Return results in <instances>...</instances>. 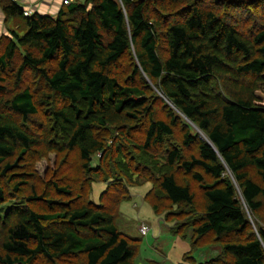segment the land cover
Masks as SVG:
<instances>
[{
    "label": "trees",
    "instance_id": "obj_1",
    "mask_svg": "<svg viewBox=\"0 0 264 264\" xmlns=\"http://www.w3.org/2000/svg\"><path fill=\"white\" fill-rule=\"evenodd\" d=\"M6 1V17L24 19L26 33H14L0 55V94L5 93L4 75L23 50L19 78L28 72L38 75L62 101L50 117L51 148L79 150L84 169L91 171L97 154L110 155L104 141L96 137V129L139 121L148 114L144 142L137 146L138 162L157 177L155 188L153 181L144 182L152 184L146 197L154 194L155 200H150L156 213V202L164 198L173 205H195V192L177 182L174 170L179 165L204 191L206 203L196 234L238 237L223 247L230 264H264V227L248 233L251 224L245 212V207L252 212L264 207V186L248 174L249 169L256 170L264 184V30L251 42L205 8H193L182 20L164 27L148 17L142 0H87L84 4L71 0L56 17L39 13L26 17L21 5ZM162 49L165 58L160 55ZM132 50L135 73L155 82L173 106L170 123L153 118L145 90L124 86L111 75V69ZM52 63L54 71L46 68ZM248 78L253 79V88L246 86ZM2 108L25 122L39 109L30 88L4 104L0 101V167L20 150L17 161L4 166L6 174L39 141ZM176 111L191 124L183 145L196 144L199 154L187 159L176 148L165 158L156 157L152 149L174 136L180 118ZM192 125L207 140L198 133L192 135ZM115 164L132 181L133 172L120 147ZM205 176L212 182L205 183ZM57 190L72 195L66 188ZM129 198L116 200L115 206ZM7 201L0 186V208ZM71 204H63L68 209L55 214L17 206L7 216L0 215V232L6 234L0 264H59L76 256H84L85 264H132L139 239L119 230V213L113 215L101 205L71 208ZM171 232L182 234L174 228Z\"/></svg>",
    "mask_w": 264,
    "mask_h": 264
},
{
    "label": "rangeland",
    "instance_id": "obj_2",
    "mask_svg": "<svg viewBox=\"0 0 264 264\" xmlns=\"http://www.w3.org/2000/svg\"><path fill=\"white\" fill-rule=\"evenodd\" d=\"M61 1L60 12L66 11L64 0ZM86 1L74 0L75 3L81 4ZM142 1L146 2L148 17L164 27L182 20L183 16L193 8H205L235 26L251 42L259 32L264 30V0ZM6 3V0H0V17L2 19H4L3 7ZM51 16L56 17L57 14H51ZM14 20L11 18L8 22L9 28L11 27L10 31L4 35L0 34V55L3 53L8 39L12 38L14 33L22 36L26 33L24 19L17 18L16 23ZM23 54L24 52L21 50L13 69H9L4 75L7 81L2 84L5 86V93L0 94V101L4 104L22 89L30 88L35 96L39 113L25 122L11 111L3 108L1 110L11 115L39 143L32 147L25 157L18 160L13 170L5 174L4 166L7 163L13 165L19 158L20 150L8 159L4 166L0 167V186L3 187L8 197L7 203L0 208V215L7 216L10 210L17 206H29L42 214H55L67 210L68 207L63 204L71 201V208L101 205L113 215L119 213L116 224L122 233L139 239L132 264H230L231 258L224 254L223 247L225 243L238 241V237L217 238L214 234L199 237L196 234L195 226L199 224L206 203L204 191L201 189V185L191 175H187L179 165L175 166V177L179 184L187 185L195 192L194 206L173 205L169 199L164 198L156 202L159 206V215L150 200H155L154 194L150 196V199L146 197L152 189V184L144 182L153 181L155 188L157 177L139 164L137 146L144 142L149 115H143L139 121H125L114 126L96 129V137L104 141L110 155L106 158L103 154H97L92 161L93 169L85 170L79 150L61 151L51 148L49 143L51 137L50 117L53 110L61 106L62 101L49 89L45 80L38 75L28 72L19 78L18 70L22 64ZM160 55L165 58L166 51L162 49ZM136 64L132 50L111 69V75L124 86L139 87L145 90L153 118L170 123L169 112L174 110L173 106L157 90L155 82L148 79L143 73H135ZM46 68L54 71L56 64L52 63ZM252 82L253 79L248 78L245 84L247 87L253 88ZM220 88L222 89V86ZM176 113L180 118L174 127V136L168 138L164 145L152 149V154L156 157L165 158L171 150L176 148L187 159L199 154L196 144L190 148H185L183 145L184 133L188 130L187 126L190 123L180 113L177 111ZM197 133L207 140V137L192 125L191 134L197 135ZM118 147L121 148L125 161L133 172L132 181L126 179L116 167L115 158ZM248 174L253 180L264 186L256 170L249 169ZM101 181H106V183ZM142 182L144 184L136 185ZM211 182L212 179L205 176V183ZM58 187L68 189L72 195L60 193L57 190ZM104 192L106 194L101 199ZM128 195L130 198L121 201L117 208L114 202L118 199L128 198ZM37 197H42L44 201H29L30 198ZM77 197L79 198L77 199ZM245 212L251 224V230L248 233H257L260 227H264V207L256 212L245 207ZM143 224L150 228L145 236L140 233ZM171 228L181 230L183 235L171 232ZM5 236V232H0L1 253H3L2 245ZM193 240L197 242L198 246L194 247ZM85 263L84 256L67 257L59 261V264Z\"/></svg>",
    "mask_w": 264,
    "mask_h": 264
},
{
    "label": "crops",
    "instance_id": "obj_3",
    "mask_svg": "<svg viewBox=\"0 0 264 264\" xmlns=\"http://www.w3.org/2000/svg\"><path fill=\"white\" fill-rule=\"evenodd\" d=\"M28 4L32 6L34 13H39L40 15H51V14L58 15L60 12L62 1L61 0H29ZM2 15L4 19L0 17V34L4 35L6 32L8 33L10 31L11 27L9 28L8 26V22L10 21V19H8L4 15V13H2ZM13 19H15L14 21L16 23L17 18H13Z\"/></svg>",
    "mask_w": 264,
    "mask_h": 264
},
{
    "label": "built area",
    "instance_id": "obj_4",
    "mask_svg": "<svg viewBox=\"0 0 264 264\" xmlns=\"http://www.w3.org/2000/svg\"><path fill=\"white\" fill-rule=\"evenodd\" d=\"M10 1L15 4L21 5L24 9V12H25L24 15L26 17H31L35 14L32 6L28 4L29 0H10ZM70 2L71 0H64V5H69ZM149 231H150V228L146 226V224H143L140 228V233L144 236L147 235Z\"/></svg>",
    "mask_w": 264,
    "mask_h": 264
}]
</instances>
